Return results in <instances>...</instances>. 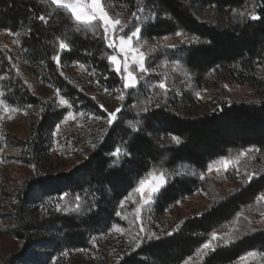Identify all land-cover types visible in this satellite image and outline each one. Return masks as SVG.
Returning a JSON list of instances; mask_svg holds the SVG:
<instances>
[{"label":"rangeland","instance_id":"rangeland-1","mask_svg":"<svg viewBox=\"0 0 264 264\" xmlns=\"http://www.w3.org/2000/svg\"><path fill=\"white\" fill-rule=\"evenodd\" d=\"M195 7L199 19L209 21L213 7L205 8L198 3ZM143 9L137 13L139 20L132 16L127 0H110V11L127 24L125 31L134 24L142 28L137 43L143 44L141 51L147 57L149 72L139 76V89L134 93L132 89L123 88L121 73L115 71L110 61L114 75L110 74L111 70L99 72L91 60H64L59 51L60 66L52 59L54 67H50L44 60L27 54L19 37L9 35V31H0L1 46L11 57L5 69L16 72L15 77H9L2 73L4 68L0 65V77H4L0 79V91L5 93V103L20 109L15 113H3L0 109V115H3V120H0V264H123L126 256L156 239L147 238L152 233L163 237L178 232L187 220L207 213L255 181L248 203L211 232L216 231L218 236L232 233L242 238L264 230V216L261 215L264 213V201L257 202L256 199L264 193V147L257 145L230 150L225 156L211 159L203 170L187 163L165 169L167 183L153 202L142 208L140 219H135V202L139 200V194L133 190L118 203L109 221L100 220L97 226L81 224L83 226L76 231L65 224L63 217L73 216V210L77 209L73 172L95 150L110 126L108 113L120 108L118 118L125 106L135 99L143 106L166 104L173 111L193 116L208 110H221L225 104L264 101V87L226 79L217 71L197 74L179 53L183 48L200 43L199 37L186 30L151 38L145 36L144 28L150 12ZM231 14L237 16L238 13L233 10ZM178 32L183 35H177ZM17 40L19 43H14ZM80 64H84L85 69H81ZM20 79L25 84H21ZM161 80L166 82L167 91L158 87ZM22 85L25 90L21 89ZM57 89L71 107L60 103ZM121 92L125 95L124 100L118 99ZM69 112L76 118L65 123ZM57 125L59 132L56 131ZM161 139L175 143L170 135ZM246 149L260 151L248 152L227 171L208 172V166L215 161L234 158ZM155 170L157 173L162 171L159 168ZM249 172L256 174L251 181L246 175ZM182 175L198 179L200 186L169 206L160 207L158 199L162 190L175 177ZM65 193L67 197L61 200ZM88 196L96 201L93 194ZM118 212L120 215L116 214ZM141 224L145 232L140 236L144 239L136 247L130 241L139 232ZM116 227L124 228L125 232H116ZM234 228L237 231L233 233ZM210 234L192 254L182 256L175 264H184L186 260L188 264H203L212 251L207 250L209 254L206 256L198 255L197 251ZM223 246L228 245L220 244L216 249ZM65 252L68 255H63ZM152 261L149 264H159ZM227 264H264V258L257 256L242 261L239 257Z\"/></svg>","mask_w":264,"mask_h":264},{"label":"trees","instance_id":"trees-1","mask_svg":"<svg viewBox=\"0 0 264 264\" xmlns=\"http://www.w3.org/2000/svg\"><path fill=\"white\" fill-rule=\"evenodd\" d=\"M127 1L132 12L138 13L140 8L149 10L145 36L151 38L186 30L201 39L200 43L183 48L179 53L197 74L217 71L226 79L264 87V0ZM49 2L0 0V31L19 32L21 46L27 54L44 60L50 67H54L52 57L60 51V39H65L71 50L60 51L62 59L91 60L99 72L110 71L111 49L106 45L102 29L98 27L93 33L79 25L81 31L77 32L70 13L65 9L52 13L48 9ZM197 3L205 8L213 7L209 21L199 19ZM253 3L257 5L255 11L260 19L231 14L233 10L250 11ZM45 11L52 15L48 23L34 18ZM1 45L2 73L15 77L16 72L5 69L10 64L9 52ZM110 74L115 73L111 70ZM21 89L25 90L23 85ZM144 107L148 108L147 112L142 111ZM167 135L179 137L181 143L162 141L161 137ZM251 145L264 147V101L225 104L221 110L193 116L173 111L166 104L143 106L135 99L107 127L95 150L73 172V194L77 192L81 204L79 209L73 210V216H65L63 220L75 231L83 226L81 224L97 226L100 220L113 218L118 203L151 170L164 171L180 163L203 170L211 159ZM116 148L122 150L119 156L113 155ZM256 183L249 184L200 217L187 220L178 232L144 243L122 263L149 264L155 260L159 264H175L182 256L192 254L214 227L248 203ZM199 186L200 182L194 177H175L162 190L158 204L167 207ZM88 194H93L96 201L89 199ZM255 250H264V230L216 249L203 264H227Z\"/></svg>","mask_w":264,"mask_h":264},{"label":"snow or ice","instance_id":"snow-or-ice-1","mask_svg":"<svg viewBox=\"0 0 264 264\" xmlns=\"http://www.w3.org/2000/svg\"><path fill=\"white\" fill-rule=\"evenodd\" d=\"M55 6V7H53ZM257 5L255 3L252 4L251 10L247 12H238V15L243 18L247 15L252 20L260 19V15L257 14L255 11ZM48 9L51 10L52 13L56 12L58 9H65L70 13L71 19L76 23L77 28L76 31H81L79 25H84L86 30H91L93 33L97 30V28H101L103 31L104 39L107 41V46L113 49V55L108 56V60L115 66V71L117 73H121V79L123 80V88L124 89H135L140 85V78L139 76L148 73L149 69L146 66V55L141 49L143 48V44H138L137 41L140 38V34L142 32L141 26L133 25L129 31H125L127 28V24L121 18H118L117 14L110 11V0H50L48 4ZM143 8H140V11H143ZM31 11V9H29ZM132 16L139 19L137 17V13L133 12ZM35 19H38L41 22L48 23V20L52 18V15L49 11H45V14H37L34 16ZM30 31V30H29ZM9 35H13L16 37L20 36L19 32H8ZM177 35H183L182 33H176ZM195 39V38H192ZM14 43H19V41H14ZM59 50H71L70 43L66 42L65 39H60L59 41ZM119 57H122L120 59ZM11 59V57H9ZM52 59L56 62L57 66H60L61 58L60 54L57 53L52 57ZM81 69H85L84 64L79 65ZM19 70L17 69V72ZM4 77H0L3 79ZM158 87L164 91H167V85L164 80H161L158 84ZM199 95V93H197ZM5 93L0 91V109H2L3 113H15L20 111L19 108L12 107L9 104L5 103L3 97ZM57 96L59 97L60 103L63 105H67L71 107L69 101L64 98V96L60 95L59 89H57ZM120 100L125 99V95L121 92L120 96L118 97ZM101 107H103L101 105ZM105 111H107L105 109ZM121 111L120 108H117L114 112L108 113L107 123L108 125H112V123L117 118V113ZM142 111L147 112L148 108L144 107ZM79 115L83 116V113H79ZM12 119L11 116L8 117ZM76 117L72 112L68 113V116L64 119L66 123L67 120L72 119L74 120ZM95 119L99 120L101 117H95ZM0 120H3V115H0ZM56 131L59 132V125L56 126ZM172 140L179 145L181 140L177 136H173ZM95 147V145H92ZM121 149L116 148L113 152L114 156H119L121 154ZM256 151L259 152L260 149H246L241 151L236 157L234 158H222L220 160L215 161L213 164L208 166V172L213 170L220 172L221 169L227 171L230 166L238 164L241 157L247 155L248 152ZM255 159V157H252ZM35 167V166H33ZM237 173H239V169L237 168ZM247 178L249 181L252 180L253 176L256 175L255 173H246ZM203 178V177H201ZM167 183V176L164 174L163 171L157 173L154 169L149 172L145 177L141 178L138 181V186L134 189L136 193L139 194V200L135 203L137 207L135 209V219H140L142 208L153 202L154 197L159 193L160 189ZM67 193L60 197L61 200L67 197ZM257 202L264 201V193H261L257 198ZM80 197H76V208L79 209ZM123 203L121 207L123 208ZM57 210H59V205H57ZM120 215V213H116ZM264 216V213H261ZM127 217H125L126 219ZM115 231L118 233H124L125 229L116 227ZM237 229H233L232 232H236ZM145 232L143 225L141 224L139 228V232L132 237L130 243L134 244L136 247H139L140 244L143 242L144 237L140 236V233ZM171 235V233H169ZM148 239L156 238L155 233H152L150 236L147 237ZM240 237L233 235L232 233H225L224 236H218L216 231L211 232L210 238L207 239L198 249L197 254L201 256H206L209 254L207 250H211L214 252L216 248L220 244L230 245L235 240L239 239ZM93 244H95V237L92 239ZM78 251H86L85 249H78ZM63 255H68L67 252L63 253ZM257 256L264 258V252H257V251H249L245 255L240 256V260L245 261L249 258L255 259ZM184 264H188L186 260Z\"/></svg>","mask_w":264,"mask_h":264}]
</instances>
